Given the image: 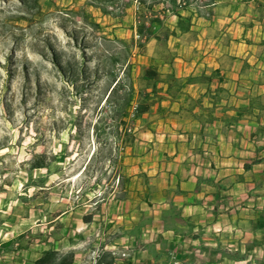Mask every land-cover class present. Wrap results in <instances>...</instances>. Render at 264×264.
I'll use <instances>...</instances> for the list:
<instances>
[{
	"label": "crops",
	"instance_id": "0c3cea01",
	"mask_svg": "<svg viewBox=\"0 0 264 264\" xmlns=\"http://www.w3.org/2000/svg\"><path fill=\"white\" fill-rule=\"evenodd\" d=\"M123 1L135 40L143 7ZM170 1L147 11L161 24L143 38L152 46L144 66L196 81L172 97L160 84L163 100L130 124L134 142L122 155L128 184L140 189L128 187L126 213L107 221L101 248L54 247L72 252L73 264L104 255L110 264H264V0H172L181 10ZM46 250L33 249L27 264Z\"/></svg>",
	"mask_w": 264,
	"mask_h": 264
},
{
	"label": "rangeland",
	"instance_id": "374dc122",
	"mask_svg": "<svg viewBox=\"0 0 264 264\" xmlns=\"http://www.w3.org/2000/svg\"><path fill=\"white\" fill-rule=\"evenodd\" d=\"M35 1L0 0V249L5 264H27L33 249H49V244L101 248L102 229L112 225L107 221L126 213L127 204L119 205L128 199V187L140 189L138 182H127L129 157L106 136L109 120L102 107L111 78L121 71L114 58L121 53L118 41L131 39V17L122 8L104 15L88 0ZM139 12L138 21L147 27L151 16ZM121 16L123 22H117ZM153 32L136 35L131 46L134 80L140 67L151 64L152 46L143 38ZM55 59L84 67L86 78L69 84ZM38 162L45 168L31 169ZM61 213L63 218L49 223ZM102 214L109 216L102 220Z\"/></svg>",
	"mask_w": 264,
	"mask_h": 264
},
{
	"label": "trees",
	"instance_id": "16d2710c",
	"mask_svg": "<svg viewBox=\"0 0 264 264\" xmlns=\"http://www.w3.org/2000/svg\"><path fill=\"white\" fill-rule=\"evenodd\" d=\"M129 1L132 0H128V2ZM137 1L139 3L138 5L142 6L145 11H150L155 3L163 4V0ZM170 2L173 4L172 8L176 10L184 8L181 4H177L176 1L174 2L171 0ZM191 2L195 3L196 0H191ZM22 3L25 4L26 2L22 1ZM88 3L104 15H111L114 11H120L121 8L125 6L123 0H88ZM186 3L188 4V2ZM207 4H200L198 7H203ZM154 23L158 25L161 24L158 16L151 17L150 24L147 27L144 21H139L136 27V35L139 38L142 37L145 32L151 35L153 32L152 24ZM183 24L184 23H179V28L181 30L185 29ZM159 36L160 35H156L155 37L159 39ZM133 42L134 39H130L129 41H118L121 46V53L116 55L114 60L121 71L119 75H115L111 78V86L108 95L104 98L102 106L107 109V119L109 120L108 123L104 124L106 127V136L112 138L118 146H120L119 148L121 150L131 146L134 142L130 124L147 114L156 103L163 100V95H161L163 88L158 87L160 84H165L167 86L168 95L172 97L180 91L183 82L191 84L196 81L193 77L183 81L182 79L174 77L172 74L163 76L154 66L140 67V73L136 80H134L131 76L132 65L130 64V52ZM137 44H139L137 45L139 48H142L140 43ZM161 57L163 58V48L161 49ZM53 62L61 76L69 84L76 83L86 78L84 75L85 69L82 66H73L69 61L61 63L57 59ZM128 118L130 120H127ZM100 122H102V120ZM45 166L43 162H38L33 164L31 169H44ZM53 234L54 233H52L51 236ZM49 246V250L44 251L33 264H73L74 254L72 252L56 251L54 250L53 244H49ZM95 264H110V261L107 260L106 255H104V258L101 259V261H96Z\"/></svg>",
	"mask_w": 264,
	"mask_h": 264
},
{
	"label": "built area",
	"instance_id": "2783aa9c",
	"mask_svg": "<svg viewBox=\"0 0 264 264\" xmlns=\"http://www.w3.org/2000/svg\"><path fill=\"white\" fill-rule=\"evenodd\" d=\"M137 1V0H136ZM196 5L198 6V5H200V4H210L211 3V0H196ZM182 6V5H181ZM163 8V7H162ZM129 256V254L128 253H122L121 254V257H128Z\"/></svg>",
	"mask_w": 264,
	"mask_h": 264
}]
</instances>
